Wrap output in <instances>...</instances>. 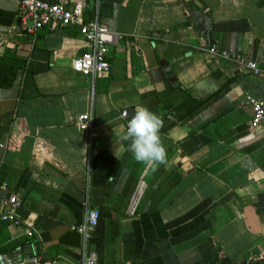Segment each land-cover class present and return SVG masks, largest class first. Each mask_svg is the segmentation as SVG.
<instances>
[{
  "label": "crops",
  "instance_id": "0c3cea01",
  "mask_svg": "<svg viewBox=\"0 0 264 264\" xmlns=\"http://www.w3.org/2000/svg\"><path fill=\"white\" fill-rule=\"evenodd\" d=\"M80 1L113 36L110 68L94 82L74 70L88 50L76 29L29 35L18 0H0V57L25 58L0 88V210L16 195L23 222L0 223V253L33 243L47 260L78 263L71 227L88 205L100 213L89 244L97 264H264V121L252 129L243 103L264 98V0ZM212 43L261 74L212 57ZM140 106L163 119L168 153L148 175L120 140L126 109ZM82 114L91 133L77 126Z\"/></svg>",
  "mask_w": 264,
  "mask_h": 264
},
{
  "label": "built area",
  "instance_id": "2783aa9c",
  "mask_svg": "<svg viewBox=\"0 0 264 264\" xmlns=\"http://www.w3.org/2000/svg\"><path fill=\"white\" fill-rule=\"evenodd\" d=\"M18 29L29 35H36L37 31L45 27L76 29L88 44V50L75 59L74 70L83 76L91 78L94 82L98 77L105 75L110 64L108 61L109 46L113 36L99 18L96 8L89 19L85 18V7L82 1L76 0L71 4L44 2L41 0H18L16 12ZM0 42V47L2 46ZM206 51L214 58L231 61L244 67L253 75L261 74L256 63L241 54H232L221 48L216 43L210 44ZM243 103L252 111L250 127H260L264 121V98L246 95ZM130 119V118H128ZM125 122V131L128 123ZM77 126L81 131L91 133L93 130V118L91 114H82L77 118ZM3 145H0L2 147ZM0 210V223L7 222L15 226L23 222L17 211L21 207V201L16 195H10L2 199ZM100 217L99 210L86 205L83 223L72 226L71 230L82 236V257L78 263H71L59 259L47 260L33 243H25L14 248L9 254L0 253V264H97L98 253L89 248L93 239L95 228ZM24 234L28 238L38 235L34 228L26 226Z\"/></svg>",
  "mask_w": 264,
  "mask_h": 264
},
{
  "label": "clouds",
  "instance_id": "9594fccd",
  "mask_svg": "<svg viewBox=\"0 0 264 264\" xmlns=\"http://www.w3.org/2000/svg\"><path fill=\"white\" fill-rule=\"evenodd\" d=\"M163 126L159 115L140 106L128 119L126 131L120 136L121 141L129 142L128 151L144 166L145 175L154 173L168 162L167 149L160 135Z\"/></svg>",
  "mask_w": 264,
  "mask_h": 264
},
{
  "label": "trees",
  "instance_id": "16d2710c",
  "mask_svg": "<svg viewBox=\"0 0 264 264\" xmlns=\"http://www.w3.org/2000/svg\"><path fill=\"white\" fill-rule=\"evenodd\" d=\"M239 22L243 23L242 21H239ZM225 27L228 29L236 28L234 26V22L227 23ZM246 28H247V25H246ZM15 54L9 55L5 53L2 57H0V88L11 87L14 84V81L16 79L17 71L24 68L25 58L19 57L18 55H15ZM14 123H17V120H15ZM9 135L11 136V134ZM10 136L8 137L9 141L11 140Z\"/></svg>",
  "mask_w": 264,
  "mask_h": 264
},
{
  "label": "water",
  "instance_id": "95a60500",
  "mask_svg": "<svg viewBox=\"0 0 264 264\" xmlns=\"http://www.w3.org/2000/svg\"><path fill=\"white\" fill-rule=\"evenodd\" d=\"M166 64V62H165ZM166 78L169 79V81L173 84L174 87L178 86L177 82H176V78L174 77L173 73L172 72H168L166 75H165ZM126 113H127V117L128 118H131L133 115H134V110L133 108H128L126 109Z\"/></svg>",
  "mask_w": 264,
  "mask_h": 264
}]
</instances>
